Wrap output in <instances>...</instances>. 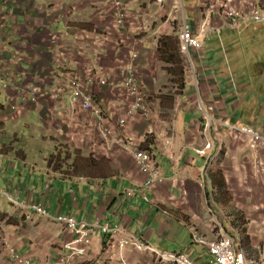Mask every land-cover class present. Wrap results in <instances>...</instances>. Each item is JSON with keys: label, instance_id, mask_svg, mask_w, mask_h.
Here are the masks:
<instances>
[{"label": "crops", "instance_id": "crops-1", "mask_svg": "<svg viewBox=\"0 0 264 264\" xmlns=\"http://www.w3.org/2000/svg\"><path fill=\"white\" fill-rule=\"evenodd\" d=\"M121 2L124 20L117 23L113 0H0V118H8L10 111L17 121L26 118L28 123H36L46 142L57 141V146H64L77 158L76 166H68L66 172L45 161H32L39 151L28 146L16 154L0 151V188L8 189L13 198L0 194V264H17L11 249L31 264H177L161 259L159 253L182 250L197 264H207V248L198 239L225 235L233 236L236 245L239 239L248 257L264 264V151L250 152L228 134L222 138L199 131L197 138L183 132L175 136L169 129L173 127L166 114L170 109L177 108V114L193 113L188 124L196 127L203 123L193 108L195 104L199 107V101L211 112L213 122L219 113L234 112L242 105L237 93L231 98V89L187 88L185 84L183 93L174 97L163 87L167 77L171 78L167 71L171 65L160 59L158 40L176 38L181 23L196 28L198 0H181L180 13L171 10L170 0ZM251 25L242 26L238 35L228 32L227 45L236 50L237 41ZM53 34L58 38L52 40ZM133 53L137 57L132 60ZM88 68L96 73L87 86L115 128L130 105L120 84L134 73L145 89L150 117L137 113L118 130L135 138L140 148L155 151L165 176L156 188L143 186L145 174L128 153L112 150L108 157H90L89 141L82 138L91 131L94 118L79 107L72 109L67 93L55 103L23 90L31 83L62 85L69 72L84 75ZM206 81L201 80L200 85ZM12 102L19 111L11 108ZM215 109L217 114L212 112ZM151 126L173 138L172 147L179 152L174 167L147 134ZM92 137H98L96 131ZM221 143L227 150L220 156L215 149ZM103 153L100 150L98 156ZM208 153L211 164H207ZM257 159L263 167L256 166ZM204 166L219 172L221 188L210 180L206 187L198 180ZM130 188L134 193H128ZM36 202H42L51 216L32 208ZM58 213H71L92 226L85 254L68 256L71 251L66 243L75 233L53 218ZM104 225L121 231L107 233L102 230ZM129 234L156 249L120 248L117 243Z\"/></svg>", "mask_w": 264, "mask_h": 264}, {"label": "built area", "instance_id": "built-area-1", "mask_svg": "<svg viewBox=\"0 0 264 264\" xmlns=\"http://www.w3.org/2000/svg\"><path fill=\"white\" fill-rule=\"evenodd\" d=\"M116 6L117 23H122L124 15L121 11L122 2L120 0H113ZM164 0H156V2H163ZM172 3L171 10L174 13L182 11L181 0H170ZM199 6V25L196 28L191 27L188 23H181L176 37L179 41V52L184 56L188 63V72L193 77L194 86H199L201 82V75L205 77L206 60L202 58L201 49L204 48V42L208 33L213 31H220L222 28L238 32L239 28L246 26L249 23L264 25V0H198ZM218 18V19H217ZM52 40L58 38V35L53 34ZM63 55V51L60 52ZM133 58L137 57L133 53ZM96 72L92 68H88L84 75L77 74L74 71L68 73L67 82L55 87H41L38 84H25L23 90L33 94L41 99H48L50 101L60 100L61 94L67 93L72 108L79 107L83 111L89 112L94 118V124L90 132L86 133L83 140L89 141V151L93 156L99 154L100 150L114 147L117 150L127 151L131 153L132 158L138 166L139 170L145 174L143 181L144 187L156 188V182L160 180L161 171L156 167L154 152L141 149L135 138L123 134L118 128L127 125L128 120L137 113L144 118H149L151 114L150 108L146 104L145 89L137 83L136 77L129 74L125 79L123 85L125 86L121 94L125 100H129L130 105L124 109V114L120 117L116 124L118 128L111 126L107 122L104 111L96 102L94 94L88 88V84L92 82L93 75ZM19 106L12 105L11 108L19 111ZM206 113V112H204ZM205 120L208 117H202ZM217 120V118H216ZM215 121V120H214ZM216 124H219L215 121ZM227 128V134L235 141H241L242 144L251 151H258L257 148L264 145V137L260 128L255 129L253 126L246 125L240 128ZM93 131L97 132V138L92 137ZM147 132L153 134L156 148L165 155L171 162L172 167L175 166L179 158V154L172 147V137L163 130H156L151 126ZM99 140L97 141V139ZM70 139V138H69ZM200 154L203 151H199ZM256 166L263 167L261 162H257ZM201 171L206 172L203 167ZM264 172V167L262 168ZM206 181L203 182L206 187L210 186L207 175ZM164 181V179H163ZM134 188H130L128 193H134ZM0 194L8 196L13 200L12 194L7 189H0ZM145 200L149 197L144 196ZM37 212L44 216H51L48 209L41 203L36 202L31 204ZM57 221H60L72 233H75L73 240L66 243V247L71 251L68 255H82L85 254L88 245L91 241L92 227L88 225L85 220H77L73 214L58 213L53 216ZM102 230L105 232L121 231L117 226L104 225ZM205 244L209 256L207 264H260L255 258L248 257L246 251L240 248V240L235 239L231 235L221 236L213 240H200ZM113 242V241H112ZM117 245L120 248L128 246L135 247L138 250H155L152 245L143 241L140 237L134 234L119 240ZM12 250V260L17 264H31L30 260L23 254ZM161 259H165L171 263L177 264H197L190 259L186 252L180 251H163L159 253ZM68 264V263H66ZM124 264H128L124 262Z\"/></svg>", "mask_w": 264, "mask_h": 264}, {"label": "rangeland", "instance_id": "rangeland-1", "mask_svg": "<svg viewBox=\"0 0 264 264\" xmlns=\"http://www.w3.org/2000/svg\"><path fill=\"white\" fill-rule=\"evenodd\" d=\"M228 32L231 34H236L234 31L227 30L226 28H223L218 32L213 31L207 34L204 48L201 49L202 58H206L209 63V68H207V72H205L207 81L205 84H199L197 88H201V86H203L204 88H209V90L213 88H224L225 90L231 89L234 91L232 93V91L228 90L231 92V98L235 93H237V97H242L241 107L239 109L237 107L234 112L228 111L227 113H219V115H221L217 117V120L219 121L217 122L219 124H216L210 117L211 112H206L205 110H207V107L202 108V103L199 101L200 106L198 107L195 104L193 108L199 112V116L203 123L202 125H198L196 127L188 124V122H190L191 118L194 116L193 113L181 111L177 114V108L170 109V112H167L166 114L168 120H170L169 123L171 126H173L169 128L170 132L174 133L175 136L177 133L183 132L187 135L192 134L199 138V131H206L207 133L218 135L224 138L227 136V128L225 125H227L229 128H240L248 124L250 126L254 124V126H260L261 131H264V26L261 24H253L248 30H245L242 33L243 35L240 36L239 40L237 41L238 44L235 47L236 50H233L234 47L232 44L230 45L232 47L227 45ZM239 32H237L236 35H238ZM239 43H241L240 46ZM182 58L184 65V84H187V88H194V79L188 72V63L183 55ZM210 76H213L215 81L211 80ZM165 81L166 84L163 85V87L167 89V92L170 95L174 93V97H177L181 92V89L178 87L177 79L174 78L172 81H170L169 77H167ZM124 87L125 86L122 84L119 86V88ZM182 93L183 92L180 94ZM212 93L214 92L212 91ZM58 101L54 102L58 103ZM201 111L206 113H202L201 115ZM212 112L217 114V109L212 110ZM25 113L28 114L27 112ZM9 115L10 116L8 118H0V151L9 150L16 154L20 151V149L26 148L28 146L29 148L39 151V156H37L35 159L32 158V161L36 163L45 161L47 164L49 163L50 166L57 167V170L66 169V172L68 171V166H73L74 162L77 164L76 156L72 152H69L68 149H65L64 146H57V141L51 142V139H46L48 141L46 142L43 135H41L42 128L37 126L36 123H28L26 118H19L21 120L17 121V116H15L10 111ZM202 117H210V119L204 120ZM37 130H40V132H34ZM147 134L149 133L147 132ZM149 135L153 136V134ZM262 135L264 137V133H262ZM207 143L210 142L208 141ZM236 143H239V146L242 145L241 147L244 149L249 150L242 144L241 141H236ZM224 149L226 152L227 149L225 148L224 144L221 143L218 149L216 148L215 150H217L218 154L221 156L225 153H223ZM112 150L117 149L114 147L107 148L106 150H102L104 153L103 155L99 156H93L91 153L89 154L90 157L95 159L97 157H108L110 154L109 151ZM144 150L154 152L155 154L154 150ZM257 150L258 151H249L253 153L264 151V145L259 146ZM118 152L128 153L132 157L131 153L127 151L118 150ZM176 152L179 154L178 151ZM33 153L34 152L31 151V154ZM153 158L156 167L161 171L160 180L156 182L157 185H160L163 182L165 176L163 175L162 169L159 167V164L156 161V155ZM206 160L207 164H211L210 162H212V160L209 153ZM257 161L261 162L260 159H257ZM204 167L206 168V166ZM204 175H207L208 180H210L209 170L206 172L200 171L198 174V180L205 182L206 178ZM1 215L2 211L0 209V218Z\"/></svg>", "mask_w": 264, "mask_h": 264}, {"label": "trees", "instance_id": "trees-1", "mask_svg": "<svg viewBox=\"0 0 264 264\" xmlns=\"http://www.w3.org/2000/svg\"><path fill=\"white\" fill-rule=\"evenodd\" d=\"M176 38H172V37H166L165 39L160 38L158 40L157 51L159 53L160 59L171 65L170 68H168L167 70L168 73L171 74V78H169V80L172 81L174 78H176L178 81V87L180 89H183L185 87L184 86L185 82H184L183 58H182L181 53L179 52ZM162 39L164 40L161 41ZM206 79L207 78L204 77L201 80L205 81ZM75 165L76 163L74 162L73 166ZM218 173L219 172L215 169L209 170V179L211 183L216 187L218 186L217 188L219 189L223 186L222 184L223 181L220 179V176L218 175Z\"/></svg>", "mask_w": 264, "mask_h": 264}, {"label": "bare ground", "instance_id": "bare-ground-1", "mask_svg": "<svg viewBox=\"0 0 264 264\" xmlns=\"http://www.w3.org/2000/svg\"><path fill=\"white\" fill-rule=\"evenodd\" d=\"M122 1V0H121ZM159 3V2H158ZM117 16V15H116ZM191 25V24H190ZM223 29V28H222ZM228 30V29H227ZM231 31V30H230ZM240 31V28H239V30H238V32ZM177 40H178V38H177ZM204 45H205V42H204ZM54 46V45H53ZM178 46H179V41H178ZM58 53V52H57ZM133 59H135V58H133L132 57V60ZM133 67V66H132ZM207 72V71H206ZM134 74V73H133ZM136 74V73H135ZM10 76V75H9ZM17 76V75H16ZM63 78V77H62ZM8 79H9V77H8ZM13 81V80H12ZM9 85H11V84H9ZM44 86V85H43ZM56 86V85H55ZM46 87V86H45ZM195 88H197V87H195ZM196 90H199V89H196ZM33 95V94H32ZM68 96V95H67ZM11 104V106L12 105H14V103L12 102V103H10ZM9 106V105H8ZM200 106V105H199ZM73 109V108H72ZM199 109V108H198ZM205 120V119H204ZM218 121V120H217ZM210 122V121H209ZM219 122V121H218ZM219 126V125H218ZM230 126V125H229ZM258 158V157H257ZM159 167H161V166H159ZM207 167V166H206ZM208 170H209V168H208ZM261 171V170H260ZM203 172V171H202ZM164 175V174H163ZM205 176V175H204ZM205 181V180H204ZM42 203V202H41ZM21 204V203H20ZM24 204V203H23ZM25 206V205H24ZM47 208V207H46ZM31 210H33V209H31ZM100 226V225H99ZM90 227H92V226H90ZM108 233V232H107ZM7 239V238H6ZM147 243V242H146ZM154 248V247H153ZM156 249V248H155ZM183 251V250H182ZM155 252V251H154ZM180 252V251H179ZM209 262V261H208Z\"/></svg>", "mask_w": 264, "mask_h": 264}]
</instances>
